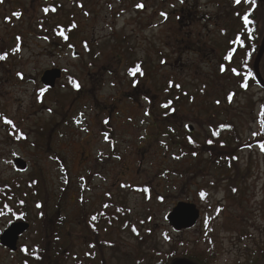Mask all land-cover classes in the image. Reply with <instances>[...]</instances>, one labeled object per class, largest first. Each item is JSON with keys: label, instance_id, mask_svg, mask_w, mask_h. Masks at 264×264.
Listing matches in <instances>:
<instances>
[{"label": "rangeland", "instance_id": "1", "mask_svg": "<svg viewBox=\"0 0 264 264\" xmlns=\"http://www.w3.org/2000/svg\"><path fill=\"white\" fill-rule=\"evenodd\" d=\"M242 13L236 0L0 2V188L13 194L0 236L28 225L0 264L246 263L264 241V88L245 73L263 37L249 64L246 48L226 59ZM65 26L66 43L48 36ZM179 203L198 218L175 232Z\"/></svg>", "mask_w": 264, "mask_h": 264}, {"label": "trees", "instance_id": "2", "mask_svg": "<svg viewBox=\"0 0 264 264\" xmlns=\"http://www.w3.org/2000/svg\"><path fill=\"white\" fill-rule=\"evenodd\" d=\"M2 1L3 0H0V2H2ZM242 4H243V13L241 14V17H240V23L242 25L243 32H242V34H237L234 36V38L231 42L229 53H231V56L234 57L235 55H237L240 52L243 53V50L246 48L245 55L248 58V64H249L252 60V57H253L256 49H257V43L259 42L260 38L263 37V35H264V33H263L264 23H263V29H261V27L255 21V18H257L260 14L263 13V6L259 2V0H245V1H242ZM45 11H50L51 13L55 14L56 13V7H55V5L49 4L47 7V10H45ZM245 16L248 17V21H249L248 23L245 22V19H244ZM43 20L46 21V18H44ZM70 29L72 31L73 28H70V26H65V27H63V29L61 28L59 30V32L56 31V33H53V34L51 32V34H49L48 36L49 37L52 35L54 37L57 36L60 41H62L63 43H66L67 40L69 39L70 35L72 34L70 32ZM16 38L19 41V38L18 37H16ZM16 51H17V48H16ZM245 71H246L245 73H248L250 75V80L252 79V81H253V82L252 81L251 82L254 83L255 85H258V82L255 78V75H254V72L252 71V68L247 66ZM134 77L135 76H132V79L136 83L137 80ZM263 123H264V121H263ZM221 130L224 131V130H228V129H225V128L222 129L221 128ZM5 190H7V186H6ZM5 190L3 192V189L0 188V214L4 213L3 209L12 210L11 209L12 207L8 205V202L1 205L3 193H5L8 201H9V199H12V197H13V194L11 192L5 191ZM34 250H37V248H34ZM168 257H169L168 260H166L164 264H170L171 261L174 259L173 255H171V254L168 255ZM180 258L187 260L193 264H203L200 262V260L194 259L191 254L187 255V256H181ZM245 264H264V241H263V245L258 246V250L254 251L253 254H250L248 256Z\"/></svg>", "mask_w": 264, "mask_h": 264}, {"label": "water", "instance_id": "3", "mask_svg": "<svg viewBox=\"0 0 264 264\" xmlns=\"http://www.w3.org/2000/svg\"><path fill=\"white\" fill-rule=\"evenodd\" d=\"M264 53V36L260 45L259 54L257 60L254 64V70L256 78L262 88H264V82L258 74L257 63L260 60L262 54ZM75 57V54H73ZM264 68V65H263ZM60 71L51 70L44 73L43 77L40 79L43 87L52 89L55 85L56 80L60 78ZM187 127V130H191ZM15 168L19 169L20 172L26 171V166L22 164L19 160L14 161ZM198 218V211L191 204L179 203L172 212H169L166 220L171 226L172 230L178 232L182 229H191L195 226ZM28 229L27 224L22 223H10L8 227L1 233L0 236V246L8 249L11 252L16 251V244L19 236H21ZM173 264H192L185 260H176Z\"/></svg>", "mask_w": 264, "mask_h": 264}, {"label": "snow or ice", "instance_id": "4", "mask_svg": "<svg viewBox=\"0 0 264 264\" xmlns=\"http://www.w3.org/2000/svg\"><path fill=\"white\" fill-rule=\"evenodd\" d=\"M183 2H184V0H181V3H183ZM236 2H237V3H240V0H236ZM138 7H142V5H138ZM162 15H164V14L162 13ZM244 19H245V22H246V23L249 22L247 16H245ZM0 59H4V57H3V56H0ZM226 59H231V53L229 54L228 57H226ZM133 71H135V70H133ZM221 71H224L223 66L221 67ZM232 71H233L235 74L240 75V73L237 72V70H236L235 68H233ZM241 86H242V87H247L246 84H242ZM77 87H79V85H77ZM5 122H6V123H9V124L12 123L10 120H6ZM234 191H235V189H234ZM201 195H203V193H202ZM92 219H95V217H93ZM133 231H135V229H133Z\"/></svg>", "mask_w": 264, "mask_h": 264}, {"label": "flooded vegetation", "instance_id": "5", "mask_svg": "<svg viewBox=\"0 0 264 264\" xmlns=\"http://www.w3.org/2000/svg\"><path fill=\"white\" fill-rule=\"evenodd\" d=\"M13 164H14V162H13Z\"/></svg>", "mask_w": 264, "mask_h": 264}]
</instances>
